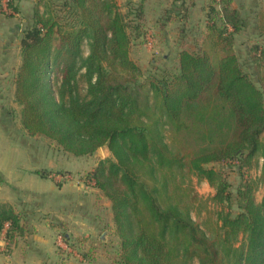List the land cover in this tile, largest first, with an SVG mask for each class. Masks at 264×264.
<instances>
[{
  "label": "trees",
  "instance_id": "1",
  "mask_svg": "<svg viewBox=\"0 0 264 264\" xmlns=\"http://www.w3.org/2000/svg\"><path fill=\"white\" fill-rule=\"evenodd\" d=\"M146 1L46 0L44 12L36 9L15 77L23 128L76 157L108 146L112 157L86 179L111 201L119 264H264L256 180L242 178L235 187L211 165L244 176L262 161L264 174V45L250 46L248 72L235 49L246 24L241 8L209 0L202 44L187 47L193 28L183 0L157 20L160 29L172 18L184 21L173 67L144 69L130 50L148 34ZM8 4L18 10L16 0ZM257 19L264 38V8ZM191 175L214 188L206 199L221 206L210 231L192 215ZM6 225L9 243L23 233L19 215L4 206L0 233Z\"/></svg>",
  "mask_w": 264,
  "mask_h": 264
},
{
  "label": "crops",
  "instance_id": "2",
  "mask_svg": "<svg viewBox=\"0 0 264 264\" xmlns=\"http://www.w3.org/2000/svg\"><path fill=\"white\" fill-rule=\"evenodd\" d=\"M3 1L0 0V209L13 208L23 233L11 243L5 238L7 225L0 233V264H73L68 262L73 248L67 250L57 244L55 221L69 229L72 238L82 240L80 250L74 251L88 254L81 263L98 264L103 252L101 243L108 245V235L101 229L108 224L99 220L98 214L93 215L91 192L82 191L78 182L56 183L43 175L57 162H52L45 151L43 155L36 154L31 146L33 137L22 128L19 117L21 104L16 99L15 77L22 61L21 42L25 29L34 22L36 9L45 11L46 0H16L15 14L2 11ZM86 226L91 228L89 232H84Z\"/></svg>",
  "mask_w": 264,
  "mask_h": 264
},
{
  "label": "rangeland",
  "instance_id": "3",
  "mask_svg": "<svg viewBox=\"0 0 264 264\" xmlns=\"http://www.w3.org/2000/svg\"><path fill=\"white\" fill-rule=\"evenodd\" d=\"M209 0H185L184 9L187 11V23L189 27H192L190 37L187 38V47L197 48L202 44L204 35L206 34V12ZM120 4H124L126 0H119ZM183 0H148L147 8V18H146V30L148 31L147 36L138 37L135 39L131 45L130 54L133 59H135L142 68L144 69H154V68H164L173 67L175 63V56L178 50V45L176 43L179 34L180 25L184 21H180L179 18L170 19L166 22L165 28L160 29V24L158 23L159 15L162 16L164 13V8H169L173 6H180ZM235 6L241 8L243 16L245 17L246 24L245 27L236 34L235 49L239 55L241 62L244 64L245 69L248 72L253 73V64L249 58V48L254 42H260L264 45V38L259 35L257 16L259 11L264 8V0H235ZM187 8V9H186ZM123 9V8H122ZM124 10V9H123ZM175 16V13L172 17ZM145 30V29H144ZM84 54L88 53V46L85 43L83 46ZM168 56L169 58H166ZM82 89L85 88V82L80 83ZM22 105L19 110V117L21 122V111ZM22 125V122H21ZM23 128V125H22ZM24 129V128H23ZM25 130V129H24ZM31 146L36 154L43 155V152H47L52 162H57L56 167L48 172L49 177L53 181H64L65 183L72 184V182H78L81 186V190H86L91 192V200L89 201L92 209V213L95 216L98 214L99 220L107 225L105 228L101 229V233H106L108 236V243L105 246L103 243V252L100 254V262L98 264H119L118 250L120 248V239L115 231V225L113 220V213L111 209V201L104 195V193L94 185V181H88L86 179V174L92 170L98 161L102 158L112 157V153L107 146H104L97 150L92 155L76 157L71 153L65 152L60 149L57 143L47 137L34 136ZM59 162H64L65 165L61 166ZM216 168H221L225 170L228 175L229 180L236 187L244 179H254L257 184L255 187V198L258 202H264V174L262 171V161L260 165L252 168L251 170H245L244 176H241L235 169V167H228L226 164L214 163L211 164ZM68 167V169H67ZM69 170L67 175H62L61 179H57L54 174H58L60 171ZM243 179V180H244ZM56 182V183H57ZM59 182V183H62ZM186 184L191 188L192 194L197 196L194 201L192 208V215L196 220H199L203 227L210 231L213 227V222L216 217V210L221 208L220 205L208 201L206 198L214 193V188L205 180L199 179L196 175H191L186 177ZM99 212V213H96ZM96 222L100 224L101 221ZM55 227H57V244L59 242V235H61V248L69 247L73 250V256L69 258L68 262L73 264H82L84 260V255L80 250V242L82 240L72 238V244L68 243L63 234L69 233V229L61 225L60 222L55 221ZM86 231L89 232L91 228L86 226ZM84 234V233H83ZM86 234V233H85ZM97 241V240H96ZM97 242H101L100 239ZM73 245V246H72ZM84 245V244H83ZM97 245V244H96ZM100 244H98L99 246ZM76 248L79 250L76 251ZM190 264H199L197 260H193Z\"/></svg>",
  "mask_w": 264,
  "mask_h": 264
},
{
  "label": "built area",
  "instance_id": "4",
  "mask_svg": "<svg viewBox=\"0 0 264 264\" xmlns=\"http://www.w3.org/2000/svg\"><path fill=\"white\" fill-rule=\"evenodd\" d=\"M8 1L9 0H4L2 2V5H1L2 11L15 14V11L11 7H9ZM54 176H56L57 179H61L63 177L61 174H54ZM59 242L60 244H62L61 235H59Z\"/></svg>",
  "mask_w": 264,
  "mask_h": 264
},
{
  "label": "water",
  "instance_id": "5",
  "mask_svg": "<svg viewBox=\"0 0 264 264\" xmlns=\"http://www.w3.org/2000/svg\"><path fill=\"white\" fill-rule=\"evenodd\" d=\"M108 147V146H107Z\"/></svg>",
  "mask_w": 264,
  "mask_h": 264
}]
</instances>
